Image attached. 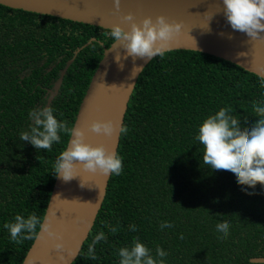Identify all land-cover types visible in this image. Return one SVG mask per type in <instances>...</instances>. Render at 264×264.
<instances>
[{
    "label": "trees",
    "instance_id": "16d2710c",
    "mask_svg": "<svg viewBox=\"0 0 264 264\" xmlns=\"http://www.w3.org/2000/svg\"><path fill=\"white\" fill-rule=\"evenodd\" d=\"M105 32L110 30L0 4V264H22L32 247L35 239L17 244L4 224L17 214L45 216L54 164L70 138L61 134L51 151L22 141L20 134L34 123L29 112L47 107V94L74 59L49 105L58 121L74 126L104 49L114 42ZM253 101L264 104L260 77L232 62L190 50L154 58L129 102L128 131L118 148L122 174L111 176L73 264H119L118 250L131 246L133 237L153 256L162 247L166 264H264L251 262L264 258V186H242L234 173L211 169L196 140L203 120L224 107L241 118V129H251L259 120ZM165 221L173 227L161 230ZM225 221L229 235L222 238L216 226ZM117 222L120 230L112 234L105 224ZM132 224L138 231L129 230ZM100 231L107 240L95 245L97 259L85 258Z\"/></svg>",
    "mask_w": 264,
    "mask_h": 264
},
{
    "label": "water",
    "instance_id": "95a60500",
    "mask_svg": "<svg viewBox=\"0 0 264 264\" xmlns=\"http://www.w3.org/2000/svg\"><path fill=\"white\" fill-rule=\"evenodd\" d=\"M0 4L106 30L119 24L130 31V23L122 20L128 13L134 15L136 22L148 16L155 20L157 16L164 15L169 22L184 24L183 33L173 43L171 51L202 52L232 62L259 77L264 75V41H251L246 33L233 30L222 11V0H121L119 12L115 11L114 0H0ZM114 43L104 49L74 126L85 131L86 142L93 146L103 144L110 151L118 153L122 134L117 132V136L110 139L92 132L88 126L96 120H118L124 125L138 79L152 60L137 58L134 62L132 57L124 59L125 50L118 44L111 49ZM117 53L121 56L120 63L124 65L122 69L115 59ZM73 62L74 59L61 73L51 101L59 93ZM136 66H141V71L132 77ZM110 179L111 176L92 174L82 169L78 177L69 182L56 177L44 217L49 215L53 230L63 235V241H53L47 237V233H42L40 239H35L22 264H73L93 230ZM56 242L65 245L63 253L54 250ZM60 255H64V261L59 259ZM251 262L264 263V258H252Z\"/></svg>",
    "mask_w": 264,
    "mask_h": 264
},
{
    "label": "clouds",
    "instance_id": "9594fccd",
    "mask_svg": "<svg viewBox=\"0 0 264 264\" xmlns=\"http://www.w3.org/2000/svg\"><path fill=\"white\" fill-rule=\"evenodd\" d=\"M222 5V11L233 30L246 33L251 41H264V0H222ZM114 8L116 12L120 11L121 0H114ZM122 20L130 23V31L116 24L104 35H110L114 40L111 49L118 44L125 50L124 59L132 57L134 62L137 58L145 61L153 60L157 56L163 58L166 52L172 50L173 43L178 41L184 28L183 22H169L164 15L157 16L155 20L148 16L136 22L134 15L128 13ZM115 59L122 69L124 65L120 63L119 53ZM139 71L141 66L134 67L132 77ZM260 83L261 87H264V75L260 77ZM232 111L231 106L221 108L200 124L196 140L204 146L203 162L213 170L234 173L238 184L242 186L246 185L253 189L257 184L264 186V104L253 101L252 111L259 120L251 129H241V118L233 115ZM29 117L34 123L30 131L20 134V139L30 142L37 150L51 151L53 144L61 141V134L71 137L67 148L59 154L54 164L55 175L63 181L69 182L78 177L81 169L105 177L122 174L123 158L117 152L110 151L103 144L93 146L86 142L85 131L69 126L67 120L58 121L52 107L30 110ZM88 127L92 132L110 139L116 137L117 132L120 135L128 131L127 126L118 120H96ZM83 186L81 182V187ZM105 227L112 234L120 230L119 222L115 226L105 224ZM171 227L173 225L167 221L160 224L161 230ZM216 227L218 232L223 233L222 238L229 235L230 225L227 221L218 223ZM4 228L9 231L11 240L17 244H22L25 240L40 239L42 233H47V237L53 241H63V235L53 230L49 215L41 218L33 213L25 218L17 214L14 222L5 223ZM129 230L136 232L138 228L132 224ZM106 240L104 231L96 234L88 245L85 258L97 259L95 245ZM64 249L65 245L62 242L54 243L56 252L63 253ZM118 255L119 264H166L165 258L168 253L157 246L153 256L151 248L142 243L139 237H133L131 246L121 247ZM59 259L64 261V255H60Z\"/></svg>",
    "mask_w": 264,
    "mask_h": 264
},
{
    "label": "flooded vegetation",
    "instance_id": "af4514ba",
    "mask_svg": "<svg viewBox=\"0 0 264 264\" xmlns=\"http://www.w3.org/2000/svg\"><path fill=\"white\" fill-rule=\"evenodd\" d=\"M54 90H55V87H54ZM54 90H51V91H50V94H47V95H48V97H47V107H48V106L54 101L55 97L58 95V94H55L54 99H53L52 101L50 100L51 97L53 96L52 92H53Z\"/></svg>",
    "mask_w": 264,
    "mask_h": 264
}]
</instances>
